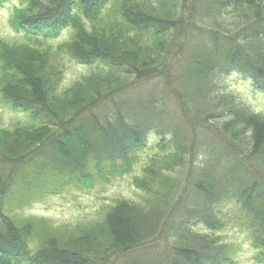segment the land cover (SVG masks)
I'll list each match as a JSON object with an SVG mask.
<instances>
[{"label":"trees","instance_id":"1","mask_svg":"<svg viewBox=\"0 0 264 264\" xmlns=\"http://www.w3.org/2000/svg\"><path fill=\"white\" fill-rule=\"evenodd\" d=\"M9 21L70 27L55 53L105 69L59 92L51 52L0 38V102L40 121L0 122V264H234L224 228L264 262V115L224 83L264 92V0H18ZM149 132L138 200L76 223L15 211L129 170Z\"/></svg>","mask_w":264,"mask_h":264},{"label":"rangeland","instance_id":"2","mask_svg":"<svg viewBox=\"0 0 264 264\" xmlns=\"http://www.w3.org/2000/svg\"><path fill=\"white\" fill-rule=\"evenodd\" d=\"M18 0H7L0 8V38L9 43L27 42L51 52L50 61L60 66L62 71L58 91L71 86L76 80L92 73L104 70V66L98 62L81 63L70 58L64 52H56V47L61 42L68 40L72 33L70 27L63 28L54 37H45L41 33L27 34L24 31H15L10 25V15ZM227 90L242 100L249 108L264 115V92L252 87L250 80L238 74H230L224 79ZM225 87H223L225 89ZM0 122L3 127L35 125L40 121L19 109H13L0 102ZM157 137L149 132L144 148L138 150V160L131 168L121 173H112L107 168L105 176L95 175L85 184L70 186L60 193L46 195L45 197L32 200L20 208H15L22 215L43 217L54 224L76 223L93 219L99 216L103 209L111 204L117 197H125L138 200L141 190L133 184V177L140 174L141 166L148 156L158 149L155 146ZM97 174V173H95ZM224 239L229 240L235 246L236 262L234 264H264L254 259L256 249L251 245L244 232L235 228H224L217 231Z\"/></svg>","mask_w":264,"mask_h":264}]
</instances>
